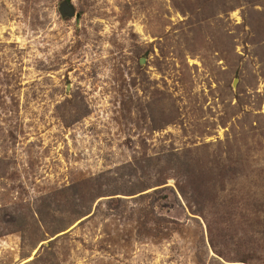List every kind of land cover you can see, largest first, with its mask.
<instances>
[{"label": "rangeland", "instance_id": "1", "mask_svg": "<svg viewBox=\"0 0 264 264\" xmlns=\"http://www.w3.org/2000/svg\"><path fill=\"white\" fill-rule=\"evenodd\" d=\"M26 263L264 264V0H0V264Z\"/></svg>", "mask_w": 264, "mask_h": 264}, {"label": "water", "instance_id": "2", "mask_svg": "<svg viewBox=\"0 0 264 264\" xmlns=\"http://www.w3.org/2000/svg\"><path fill=\"white\" fill-rule=\"evenodd\" d=\"M141 63H143V62H141Z\"/></svg>", "mask_w": 264, "mask_h": 264}, {"label": "trees", "instance_id": "3", "mask_svg": "<svg viewBox=\"0 0 264 264\" xmlns=\"http://www.w3.org/2000/svg\"><path fill=\"white\" fill-rule=\"evenodd\" d=\"M27 264V263H26Z\"/></svg>", "mask_w": 264, "mask_h": 264}]
</instances>
